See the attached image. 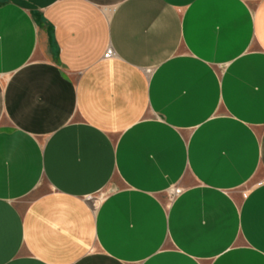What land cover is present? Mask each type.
<instances>
[{"label":"crops","instance_id":"1","mask_svg":"<svg viewBox=\"0 0 264 264\" xmlns=\"http://www.w3.org/2000/svg\"><path fill=\"white\" fill-rule=\"evenodd\" d=\"M0 264H264V0H0Z\"/></svg>","mask_w":264,"mask_h":264},{"label":"built area","instance_id":"2","mask_svg":"<svg viewBox=\"0 0 264 264\" xmlns=\"http://www.w3.org/2000/svg\"><path fill=\"white\" fill-rule=\"evenodd\" d=\"M104 55V57L105 56H108L109 55V49H105V51H104V53H103ZM177 190H178V188L176 189V188H171V191L170 192H172V193H175V192H177Z\"/></svg>","mask_w":264,"mask_h":264}]
</instances>
